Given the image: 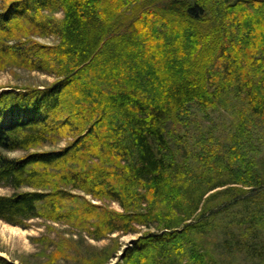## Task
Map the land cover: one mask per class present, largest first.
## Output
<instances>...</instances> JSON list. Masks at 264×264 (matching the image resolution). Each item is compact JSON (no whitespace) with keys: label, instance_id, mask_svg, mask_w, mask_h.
I'll return each instance as SVG.
<instances>
[{"label":"trees","instance_id":"obj_1","mask_svg":"<svg viewBox=\"0 0 264 264\" xmlns=\"http://www.w3.org/2000/svg\"><path fill=\"white\" fill-rule=\"evenodd\" d=\"M7 66L55 80L0 88V187L12 189L1 219L61 221L96 240L151 228L122 255L116 239L72 264H215L192 234L238 210L247 232L234 248L264 264V178L227 163L235 177L195 172L167 132L191 104L221 103L231 82L264 120V0H0Z\"/></svg>","mask_w":264,"mask_h":264},{"label":"rangeland","instance_id":"obj_2","mask_svg":"<svg viewBox=\"0 0 264 264\" xmlns=\"http://www.w3.org/2000/svg\"><path fill=\"white\" fill-rule=\"evenodd\" d=\"M63 15L62 9L55 14L59 18ZM35 39L56 41L55 37L42 39L35 37ZM54 80V76L38 71L13 66L0 67L1 89L43 85ZM231 83V88L224 93L225 99L221 103L219 101L215 107L202 108L195 102L180 114L179 119H170L167 123L169 139L176 148L178 156L183 161L186 160L195 172L208 169L214 177H235L234 173L230 174V170L227 168L222 171L223 166L227 163L236 171H241L246 175L254 172L256 177L262 176L264 178V120L253 113L245 92L235 82ZM65 144L66 141L63 140L58 146ZM24 153L23 151H16L11 155L20 156ZM241 177L239 180L247 178V176L243 177V174ZM240 182L244 183V181ZM242 183H236V185L242 186ZM214 191H209L207 195ZM11 192L10 187H0V193ZM87 198L91 199L92 196L87 195ZM92 202L102 203L101 200L96 199H93ZM105 203L109 204L108 206L112 209L122 211V207L117 202L106 200ZM263 212V210L260 211L262 214ZM237 216H240L238 210L233 211L230 215L219 217L211 226L212 229L205 235L198 231L192 234L195 241L205 242L210 247L216 257L214 260L217 263L215 264L261 263L259 259L234 248L236 239L244 238L245 232H247V224L244 223L245 228H240L237 224ZM137 228L141 231L140 233L123 235L117 232L105 239L96 240L86 235V232L61 221L39 217L29 220L27 227L17 225L13 228L0 218V255L14 260L18 264H72L76 261L77 251L82 255H87L85 256L87 259L91 257L96 259L97 255L94 253L98 251H92L93 248L99 249L116 239L121 243L117 255H122L123 248L132 239L137 238L139 234L151 231L148 226H137ZM233 232L239 236H235ZM71 239L76 240L74 244L77 250L70 244ZM192 244L190 243L188 246ZM60 247L69 248L67 259L59 258ZM115 259L116 257L112 258V261L115 262ZM178 260V264H186L181 259ZM186 261L190 262L187 259Z\"/></svg>","mask_w":264,"mask_h":264},{"label":"bare ground","instance_id":"obj_3","mask_svg":"<svg viewBox=\"0 0 264 264\" xmlns=\"http://www.w3.org/2000/svg\"><path fill=\"white\" fill-rule=\"evenodd\" d=\"M3 220V219H2ZM5 221V220H4ZM6 223H9V222H7V221H5ZM13 228H15L17 225H14V224H12V223H9Z\"/></svg>","mask_w":264,"mask_h":264},{"label":"water","instance_id":"obj_4","mask_svg":"<svg viewBox=\"0 0 264 264\" xmlns=\"http://www.w3.org/2000/svg\"><path fill=\"white\" fill-rule=\"evenodd\" d=\"M122 253V252H121Z\"/></svg>","mask_w":264,"mask_h":264}]
</instances>
